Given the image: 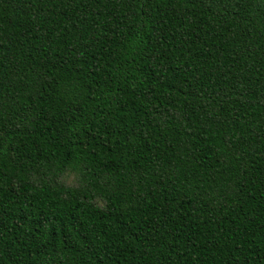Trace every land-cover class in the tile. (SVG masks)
<instances>
[{
    "label": "trees",
    "instance_id": "obj_1",
    "mask_svg": "<svg viewBox=\"0 0 264 264\" xmlns=\"http://www.w3.org/2000/svg\"><path fill=\"white\" fill-rule=\"evenodd\" d=\"M0 264H264V0H0Z\"/></svg>",
    "mask_w": 264,
    "mask_h": 264
}]
</instances>
